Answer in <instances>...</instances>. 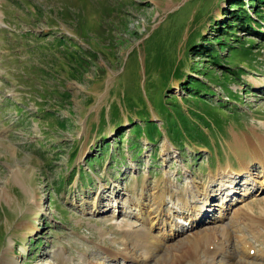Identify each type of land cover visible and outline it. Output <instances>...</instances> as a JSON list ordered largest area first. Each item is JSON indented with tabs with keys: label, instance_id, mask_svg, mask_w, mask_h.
Segmentation results:
<instances>
[{
	"label": "rangeland",
	"instance_id": "obj_1",
	"mask_svg": "<svg viewBox=\"0 0 264 264\" xmlns=\"http://www.w3.org/2000/svg\"><path fill=\"white\" fill-rule=\"evenodd\" d=\"M237 1L0 0V264H132L106 253L123 247L115 224L140 218L123 208L138 195L189 202L208 188L213 206L196 199L203 210L178 220L192 235L233 233L242 205L260 214L264 168L244 141L264 136V38L239 32L247 46L227 41L209 63L189 51ZM196 71L199 94L200 81L184 86ZM229 166L251 175L222 176ZM246 230L249 259L264 264L263 239ZM175 232V245L190 235ZM241 247L229 248L237 262Z\"/></svg>",
	"mask_w": 264,
	"mask_h": 264
},
{
	"label": "bare ground",
	"instance_id": "obj_2",
	"mask_svg": "<svg viewBox=\"0 0 264 264\" xmlns=\"http://www.w3.org/2000/svg\"><path fill=\"white\" fill-rule=\"evenodd\" d=\"M244 146L249 151L251 158L264 168V136H257L252 140L248 139L244 141ZM229 167L226 171L221 169L223 172L222 176L231 177L233 174L243 177L245 174L251 175L250 172H235L231 166ZM246 167H250L249 162L246 163ZM261 177H264V175ZM165 184L167 186L171 185L169 180L165 181ZM225 185L223 186L225 187ZM228 187L229 184L226 185V188ZM196 188L195 191H198L199 194L195 193L194 199H191L189 202H183L181 195L169 193L168 190L164 191L167 192V194L163 193L162 195H154L155 197L152 199L153 202L148 205L145 204L142 195L136 196L134 200L125 202L123 208L131 210L132 212L135 211V214L139 213L140 218H137V220L128 218V220L115 224V227L121 230L123 247L122 249H118L117 252L114 250H111L110 252L107 251V256L117 262L118 256L121 255V260L127 263L132 262V264H254V260L252 261L249 259L252 256L254 248L248 241L246 235H244L245 228L252 233L251 235L253 237L258 239L262 238L264 242V204L257 205L258 208H261H259L260 214H257L255 206L253 205L249 206L246 204L239 207V209H237V214L239 215L237 218L235 217V220H237L235 228H233V233L229 229L220 230L214 228L210 231L207 230L201 233L197 232L192 235L190 232H186L185 229L182 230V228H180L181 226L179 225L178 220L184 219L185 222L191 221L189 220L190 217L188 216V212L193 214L198 209L203 210L204 204H208L209 201V206H213L211 205L213 195L209 193V189L205 187V192V189L200 191L199 187ZM191 189H195V187H192ZM228 190L231 189L228 188ZM228 190L226 189V191ZM228 192V195H230V191ZM196 199H199L198 201H202L204 204L198 203ZM224 199L225 197L222 202L225 203L227 199ZM167 202L171 204H174V202L178 203V207L181 210L180 213L175 214L174 210H177L175 208H172L171 213L162 211ZM226 205L227 204H224V206ZM125 213L126 212H124L123 215H125ZM111 220L117 221L116 218H112ZM176 229H179L181 234L188 233L190 235L187 236L185 242L183 240V242L175 245L172 244V242L175 240V237H178L175 232ZM101 232L104 235L103 237H105L107 231L101 229ZM167 233L168 235L172 234L171 238L173 240H169L168 237L165 236ZM219 233H222V236H219ZM234 233H239V236ZM236 238L239 241V245L241 244V246H243L240 249V256H243L242 259L244 257L248 258L247 260L244 259L237 262L235 261L237 253L229 251V248L233 246V241ZM114 243H117L115 239ZM211 250H214V252ZM57 257L59 264L67 263V259L63 255H58ZM84 257L87 258L86 256ZM219 257H221V259L222 257H225L223 258L224 261H218ZM81 263L88 264L90 262L83 259ZM97 264L103 263L97 262Z\"/></svg>",
	"mask_w": 264,
	"mask_h": 264
},
{
	"label": "trees",
	"instance_id": "obj_3",
	"mask_svg": "<svg viewBox=\"0 0 264 264\" xmlns=\"http://www.w3.org/2000/svg\"><path fill=\"white\" fill-rule=\"evenodd\" d=\"M255 1L257 5L259 4L258 5L259 8L262 7V5L260 4H264V0H252V2ZM235 4L237 6L239 5L240 8H236L235 10H232L231 8V12H230L231 16L227 18V19H231V21L229 20L230 23L223 24V26L220 27H216L215 29L217 32V36L215 38H210L209 40L203 37L202 43H197L194 41L191 42L189 46V51L193 53L192 55H194L197 58L203 59L206 63H209L211 59H215V56L217 52H219V49L221 50V53L224 51L222 47L227 44L226 43L227 41H231V40L233 41L236 39V42L238 44L243 45L245 47L247 46L246 42H244L241 36L238 34L239 32H242L246 36H248L250 33L260 34L259 36L264 38V33L260 31L261 25L264 23V16L262 15L263 12H261V10H258L257 13L260 14L259 15L260 20H255L253 16L245 9L246 7L244 6V3L241 0L240 1L238 0ZM258 7H256L255 10H257ZM220 25H222V23H220ZM217 39L219 43H216ZM214 45H218V47ZM255 45L256 44L254 42H251L250 46L248 47L253 48L255 47ZM222 68L225 70V72L229 73L228 77L230 78L231 81L234 78L241 79L238 72L235 71L233 68H229L225 66H223ZM197 72L198 71L194 72L193 74H189L187 79L190 80L184 84L185 90H187L190 87L191 93L194 91V89H192L191 87L192 83L194 81H200L201 79L199 77V74H197ZM204 86H206L205 83L200 81V83L196 87V93L199 94ZM165 92L166 90H164L163 97L166 95ZM162 100L163 99H161V101ZM100 124H102V117Z\"/></svg>",
	"mask_w": 264,
	"mask_h": 264
}]
</instances>
